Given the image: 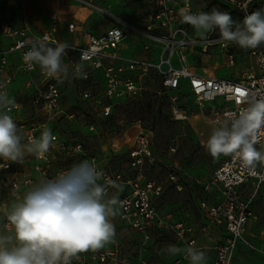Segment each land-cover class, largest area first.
<instances>
[{
  "label": "built area",
  "instance_id": "built-area-1",
  "mask_svg": "<svg viewBox=\"0 0 264 264\" xmlns=\"http://www.w3.org/2000/svg\"><path fill=\"white\" fill-rule=\"evenodd\" d=\"M230 1L241 10H246L252 0ZM174 3V0H157L156 11L151 17L152 23L145 30L117 19L116 24L100 34L79 29L83 41L67 43L69 47L62 59L69 66L70 73L77 64L82 65L86 78L76 79L90 81L96 88L95 92L91 88H83L79 92L81 101L94 112L92 120L90 114L79 113L84 123L81 126L85 127L87 133L95 134L99 126L98 121L112 114L116 105L142 97L143 92L148 89L145 78L149 72H153L162 92L167 94L171 118L177 121L189 120L190 114L181 102V99L185 100L187 96L192 98L199 112L203 111L206 103H217L209 114L213 124H220L226 113L238 112L240 107L246 106L238 103L240 97L237 89L249 93L250 96L264 97V53L259 50L250 49V63L241 77L221 78L214 74L198 72L187 64L185 48L193 47L199 41L198 37L188 31L185 27L188 24L183 23L179 15V10L184 7L192 11L189 3L185 2L182 6H175ZM59 19L56 13L49 14L48 25L43 30L30 29L27 25L17 28L9 23H0V84L5 85L9 97L15 101L9 112L17 123L23 141L26 144L33 138L38 139L45 127L51 129L57 138L55 147L50 148L43 158L29 155L31 161L28 172L18 173L12 170L11 162L6 163L0 159V165H5L0 168V192H4L6 197H13L14 202L20 200L18 196L23 186L42 179H54L67 170L56 167L53 174L47 171L61 152L82 153L80 143L69 145L60 137L57 128L48 126L51 121L74 118L73 113L66 112L62 107L61 83L48 77L38 65L28 70L23 61V55L36 39H41L53 47L57 43H66L59 35ZM67 30L73 33L78 29L70 22L67 24ZM209 41L206 38L204 45ZM154 44L163 46L157 57L151 51ZM173 58H176L174 63ZM229 63H233L231 55ZM75 84L79 85L78 82ZM22 93H26L29 98L28 105L17 98ZM40 117L44 118V121H36ZM261 145H264V136L256 147L261 148ZM128 154L129 167L137 171L135 176L130 178L124 177L119 171L112 175L100 168L95 158L87 157V161L94 164L103 174L98 180L100 184L104 185L108 180L114 182L107 186L108 193L118 184L128 187V192L118 199L116 219L137 230L145 239L151 229L171 231L179 238L186 237L190 231L189 227L183 222L165 217L156 208L155 200L161 195V186L146 180L143 175V165L154 163L151 136L139 129ZM256 173L250 174L239 160L229 156L213 171L208 181L200 183L202 190L215 188L221 196L217 204L200 203L206 214L225 230L224 237L214 246L215 257L211 264H233L238 245L249 244L248 227L255 219L252 203L264 186V165L257 166ZM169 177L174 184L181 183L174 170L170 172ZM5 209L6 201L0 203V211L5 212ZM6 224L5 212L2 227ZM186 238L187 246L197 249L195 240ZM120 253L117 248L104 247L96 252L81 254L79 260H74L73 264L108 261L115 264L120 261L117 259ZM139 264L149 263L141 261Z\"/></svg>",
  "mask_w": 264,
  "mask_h": 264
},
{
  "label": "rangeland",
  "instance_id": "rangeland-1",
  "mask_svg": "<svg viewBox=\"0 0 264 264\" xmlns=\"http://www.w3.org/2000/svg\"><path fill=\"white\" fill-rule=\"evenodd\" d=\"M174 1L175 6L188 2L196 13L210 12L215 7L229 12L236 21H242L246 13L264 9V0H252L246 10H241L230 0ZM156 5L157 0H0V23H9L17 28L25 25L30 29L45 28L49 14L56 13L62 19L82 25L83 31L92 34L102 33L116 24L117 19L145 30L152 23L151 17L156 11ZM185 27L193 36L198 37L199 41L197 45L184 50L189 66L198 72L214 74L221 78L241 77L250 63V49L245 50L233 43L220 42L218 30L209 32L202 38L192 26ZM206 38L210 41L204 45ZM133 40L132 38L131 41ZM162 50L161 44L151 46V51L156 57ZM256 50L264 53V45ZM229 55L233 58L232 64L229 63ZM174 62L176 58H173ZM145 84L148 89L143 92L142 97L116 105L113 114L100 122L95 134L91 135L81 126L84 123L79 113L90 114L92 120L94 112L81 101L79 92L83 88H91L95 92L96 88L90 81L77 80L71 74L68 79L63 80L62 107L66 112L73 113L74 118L51 121L48 126L57 128L60 137L69 145L80 143L82 153L61 152L47 171L53 174L56 167L68 169L75 163L87 160L89 156L95 158L97 165L112 175L119 171L126 178L133 177L137 171L129 167L128 152L132 148L137 131L143 129L151 136L154 163L143 165L142 172L146 180L161 186V195L155 200L156 208L165 217L183 222L190 228L186 237L195 240V246L206 253L209 264L214 255V244L219 239L220 224L212 220L199 205L202 198L209 201L208 195L203 196L200 183L208 181L213 171L229 158H213L204 146L213 129L220 126L211 123L209 117L217 103H206L203 111L199 112L191 97L187 96L185 100L182 98L181 102L185 104L190 117L189 120L177 121L171 118L168 99L163 92L157 91L160 88L153 72L148 73ZM17 98L28 105L29 98L26 93L18 95ZM36 121H44V118H37ZM30 161V156L26 155L23 164L11 162V168L18 173L28 172ZM172 170L178 174V180L181 182L178 185L169 177ZM36 183L37 181L23 186L18 197L21 199ZM127 192L128 187L118 184L111 188L106 198L116 196L119 199ZM3 193L0 192V203L6 201L8 210L15 199L6 197ZM214 195L218 199L217 193ZM114 207L117 210V204ZM252 210L259 222L255 239H248L249 244L239 245L234 264H264V198L257 199ZM4 218L5 212L0 211V230H3ZM112 222L116 235L114 242L105 247L117 248L121 252L117 258L120 261L115 264H139L141 261L149 264H190L183 251L176 255L168 251L169 246L187 249L186 237L179 238L171 231L151 229L145 239L137 230L118 221L116 217L112 218ZM202 244L205 245L204 248L200 247ZM96 264L113 263L108 261Z\"/></svg>",
  "mask_w": 264,
  "mask_h": 264
},
{
  "label": "clouds",
  "instance_id": "clouds-1",
  "mask_svg": "<svg viewBox=\"0 0 264 264\" xmlns=\"http://www.w3.org/2000/svg\"><path fill=\"white\" fill-rule=\"evenodd\" d=\"M179 15L202 38L218 30L222 43H233L245 50L264 45V9L246 13L242 21L233 20L229 12L215 7L199 13L184 7ZM68 47L67 43L53 47L36 39L23 61L28 70L38 65L60 83L70 74L86 78L82 65L77 64L70 73L63 62ZM239 97L238 103L246 106L226 113L204 146L213 158L231 156L256 175L257 166L264 165V145L256 147L264 136V97L250 96L245 91ZM14 103L5 85L0 84V159L23 164L26 155L43 158L55 147L57 138L45 127L38 139L22 143L23 137L9 112ZM102 175L94 164L80 161L54 179L39 180L13 202L10 211L5 209L7 224L0 230V264H73L81 254L96 252L114 242L112 218L117 215L114 206L119 201L116 196L106 198L107 186L114 182L98 183ZM168 251L173 255L183 251L190 264H207L206 253L195 247L169 246Z\"/></svg>",
  "mask_w": 264,
  "mask_h": 264
},
{
  "label": "crops",
  "instance_id": "crops-1",
  "mask_svg": "<svg viewBox=\"0 0 264 264\" xmlns=\"http://www.w3.org/2000/svg\"><path fill=\"white\" fill-rule=\"evenodd\" d=\"M59 35H60V38L63 42H66V43H74V42H82L83 41V38L81 37V33L82 32H79V29H82V25H75V27L78 29L76 31H74L73 33L69 32L67 30V24L72 22V21H67L66 19H62L60 16H59ZM75 24V23H74ZM48 25V18H47V24L45 26V28L47 27ZM45 28H41V27H38V30H43ZM201 192L203 193V196H207L208 195V199L209 201H206L205 198H202L201 200H199V205L201 202H205L209 205H213V204H217L218 201H219V191L217 192L215 190V188H212L210 189V191H204L202 189H200ZM215 193H217L218 195V199H216V196L214 195ZM261 198H264V186L261 187V190H260V193L258 194V196L253 200V203H252V206L254 205V202L257 200V199H260ZM258 221H257V218L255 216V219H253L250 224H249V227H248V232H247V235H248V239H255V235H256V227L258 225ZM221 228V229H220ZM219 232H220V235H219V239L217 240V242H215L214 246L221 241V239L224 237L225 235V230L223 228L222 225H220L219 227ZM242 243H240L239 245H241ZM238 245V247H239ZM243 245V244H242ZM204 244L200 245V247L204 248ZM200 249V248H199ZM238 249V248H237ZM237 252V250H236ZM235 256H236V253L234 255V259H235ZM215 257V251H214V255H213V258L211 259L210 263H212L213 259ZM234 259H233V264H234Z\"/></svg>",
  "mask_w": 264,
  "mask_h": 264
},
{
  "label": "trees",
  "instance_id": "trees-1",
  "mask_svg": "<svg viewBox=\"0 0 264 264\" xmlns=\"http://www.w3.org/2000/svg\"><path fill=\"white\" fill-rule=\"evenodd\" d=\"M157 85L159 86L158 88H160V89H157V91L158 92H162L163 90H162V87H160V85H159V82L157 81ZM165 96H166V98H167V94H164ZM122 104V103H121ZM113 110H114V108H113ZM112 114H113V112H112ZM112 114H110L109 116H111ZM109 116H107V117H105V118H103V119H100L99 121H98V124L100 123V122H102L103 120H105L106 118H108Z\"/></svg>",
  "mask_w": 264,
  "mask_h": 264
},
{
  "label": "snow or ice",
  "instance_id": "snow-or-ice-1",
  "mask_svg": "<svg viewBox=\"0 0 264 264\" xmlns=\"http://www.w3.org/2000/svg\"><path fill=\"white\" fill-rule=\"evenodd\" d=\"M237 92H238V93H241V90H240V89H237Z\"/></svg>",
  "mask_w": 264,
  "mask_h": 264
}]
</instances>
